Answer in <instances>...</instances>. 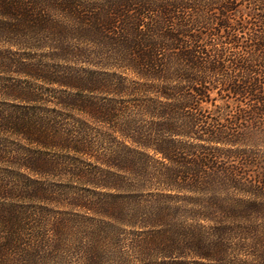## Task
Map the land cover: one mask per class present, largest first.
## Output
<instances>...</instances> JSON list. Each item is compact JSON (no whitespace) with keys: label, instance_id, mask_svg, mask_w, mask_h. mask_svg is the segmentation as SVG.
I'll return each instance as SVG.
<instances>
[{"label":"trees","instance_id":"16d2710c","mask_svg":"<svg viewBox=\"0 0 264 264\" xmlns=\"http://www.w3.org/2000/svg\"><path fill=\"white\" fill-rule=\"evenodd\" d=\"M0 264H264V0H0Z\"/></svg>","mask_w":264,"mask_h":264},{"label":"rangeland","instance_id":"374dc122","mask_svg":"<svg viewBox=\"0 0 264 264\" xmlns=\"http://www.w3.org/2000/svg\"><path fill=\"white\" fill-rule=\"evenodd\" d=\"M218 104H220V105L223 104V101L222 100H219L218 101Z\"/></svg>","mask_w":264,"mask_h":264}]
</instances>
